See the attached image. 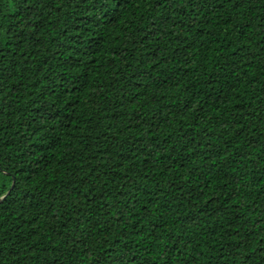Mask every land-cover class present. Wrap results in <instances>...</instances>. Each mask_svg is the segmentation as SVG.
<instances>
[{
	"label": "trees",
	"instance_id": "16d2710c",
	"mask_svg": "<svg viewBox=\"0 0 264 264\" xmlns=\"http://www.w3.org/2000/svg\"><path fill=\"white\" fill-rule=\"evenodd\" d=\"M0 264H264V0H0Z\"/></svg>",
	"mask_w": 264,
	"mask_h": 264
},
{
	"label": "water",
	"instance_id": "95a60500",
	"mask_svg": "<svg viewBox=\"0 0 264 264\" xmlns=\"http://www.w3.org/2000/svg\"><path fill=\"white\" fill-rule=\"evenodd\" d=\"M14 186H15V180H13V183H12V185H11V188L9 189V191L4 195V196H2L1 198H0V202H2L10 193H11V191L13 190V188H14Z\"/></svg>",
	"mask_w": 264,
	"mask_h": 264
}]
</instances>
